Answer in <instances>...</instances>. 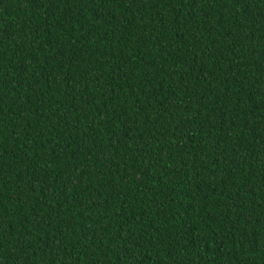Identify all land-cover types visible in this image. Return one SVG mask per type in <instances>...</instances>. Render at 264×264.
I'll list each match as a JSON object with an SVG mask.
<instances>
[{"label": "trees", "instance_id": "1", "mask_svg": "<svg viewBox=\"0 0 264 264\" xmlns=\"http://www.w3.org/2000/svg\"><path fill=\"white\" fill-rule=\"evenodd\" d=\"M0 264H264V0H0Z\"/></svg>", "mask_w": 264, "mask_h": 264}]
</instances>
